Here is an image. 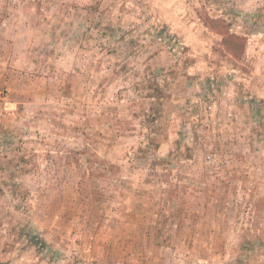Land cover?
<instances>
[{
	"label": "rangeland",
	"instance_id": "obj_1",
	"mask_svg": "<svg viewBox=\"0 0 264 264\" xmlns=\"http://www.w3.org/2000/svg\"><path fill=\"white\" fill-rule=\"evenodd\" d=\"M263 124L264 0H0V264H264Z\"/></svg>",
	"mask_w": 264,
	"mask_h": 264
},
{
	"label": "trees",
	"instance_id": "obj_2",
	"mask_svg": "<svg viewBox=\"0 0 264 264\" xmlns=\"http://www.w3.org/2000/svg\"><path fill=\"white\" fill-rule=\"evenodd\" d=\"M206 23H207V27L220 37V44L223 46L224 51L233 60L236 61L241 60L247 45L248 36L231 30L229 23H226L221 18H212L206 16ZM116 30H121V29L109 28L108 31L114 32ZM157 87H159V85H157ZM156 90L159 89L156 88ZM160 104L161 106L163 105L162 102H160ZM149 139L152 140V138Z\"/></svg>",
	"mask_w": 264,
	"mask_h": 264
},
{
	"label": "built area",
	"instance_id": "obj_3",
	"mask_svg": "<svg viewBox=\"0 0 264 264\" xmlns=\"http://www.w3.org/2000/svg\"><path fill=\"white\" fill-rule=\"evenodd\" d=\"M159 40H162L161 36H159Z\"/></svg>",
	"mask_w": 264,
	"mask_h": 264
}]
</instances>
